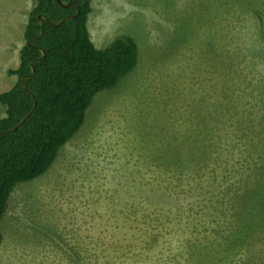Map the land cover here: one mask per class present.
Here are the masks:
<instances>
[{
  "label": "rangeland",
  "instance_id": "rangeland-1",
  "mask_svg": "<svg viewBox=\"0 0 264 264\" xmlns=\"http://www.w3.org/2000/svg\"><path fill=\"white\" fill-rule=\"evenodd\" d=\"M26 7L0 0V93ZM88 26L98 49L130 38L137 64L16 185L0 264H264V221L236 234L264 176V0H92Z\"/></svg>",
  "mask_w": 264,
  "mask_h": 264
},
{
  "label": "trees",
  "instance_id": "trees-1",
  "mask_svg": "<svg viewBox=\"0 0 264 264\" xmlns=\"http://www.w3.org/2000/svg\"><path fill=\"white\" fill-rule=\"evenodd\" d=\"M33 2L27 15L19 65L7 71L8 76H16L17 80L10 90L0 93V106L5 107L0 133L13 128L33 111L16 130L0 135V220L16 185L34 180L50 169L60 149L84 124L95 95L113 88L120 77L136 66L138 59L136 45L130 38H117L104 49L95 47L88 30L92 0H80V13L75 19L59 26L45 23L42 37L33 41L41 30L39 15L57 23L76 14L77 0ZM40 49L45 56L36 61L41 57ZM32 63L35 72L25 80L24 89L21 79L31 72ZM201 157L196 155L188 163L190 167H196ZM241 203L242 224L236 234L243 240L253 228V221L256 228L260 222H250L254 219L251 210L264 221V176L246 192Z\"/></svg>",
  "mask_w": 264,
  "mask_h": 264
},
{
  "label": "water",
  "instance_id": "water-1",
  "mask_svg": "<svg viewBox=\"0 0 264 264\" xmlns=\"http://www.w3.org/2000/svg\"><path fill=\"white\" fill-rule=\"evenodd\" d=\"M58 2H60V0H58ZM68 5H69V3L68 4H64L63 6L64 7H67ZM79 13H80V0H77V12H76V14H74L72 16H68V17L62 19L61 21H59L57 23H53L50 20H48L46 17H44L42 15H39L38 16V21H39V23L41 25V30H40L39 35L36 38H34L33 41H37V40H39L42 37V35L44 33V30H45V23H48V24H50L52 26H59L60 24H62L64 22H67L69 20L75 19L78 16ZM40 51H41V57H39L38 59H36V61L42 60L44 58V56H45V51L43 49H40ZM34 72H35V67H34V65L32 63V65H31V72L28 75H25L21 79V86H22V88L26 89L25 80L28 79L29 77H31L34 74ZM32 113H33V111H30V113L27 114L24 118H22L13 128H11V129H9L7 131L1 132L0 135H5V134L11 133L14 130H16L18 127H20L22 124L25 123V121L27 120V118L29 116H31Z\"/></svg>",
  "mask_w": 264,
  "mask_h": 264
},
{
  "label": "crops",
  "instance_id": "crops-1",
  "mask_svg": "<svg viewBox=\"0 0 264 264\" xmlns=\"http://www.w3.org/2000/svg\"><path fill=\"white\" fill-rule=\"evenodd\" d=\"M33 7H34V2H33V0H27V7H26V9H25V13H27V14H25V15H28V13L31 11V9H32ZM20 12H22V11H20ZM20 17H21V16H20V14H19V16L17 17V20H15L16 23L19 24L17 27H15V23L13 24V27L10 26L11 30H15L16 33L18 32L17 30H19L20 28H22L23 30H25V27H26L27 18H26V22H25V24H23V23H22V20H21ZM88 30H89V33H90V36H91V31H90V29H89V26H88ZM23 34H24V32H23ZM91 38H92V36H91ZM19 51H20V50H19ZM18 58H19V53H18ZM18 65H19V61H18V64H17L16 66L18 67Z\"/></svg>",
  "mask_w": 264,
  "mask_h": 264
}]
</instances>
